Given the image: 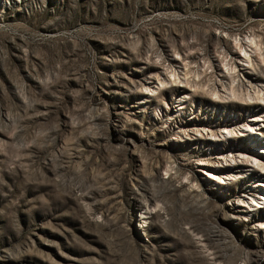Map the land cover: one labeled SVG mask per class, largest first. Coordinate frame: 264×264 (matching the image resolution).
Listing matches in <instances>:
<instances>
[{
    "label": "rangeland",
    "instance_id": "rangeland-1",
    "mask_svg": "<svg viewBox=\"0 0 264 264\" xmlns=\"http://www.w3.org/2000/svg\"><path fill=\"white\" fill-rule=\"evenodd\" d=\"M263 149L264 0H0V264H264Z\"/></svg>",
    "mask_w": 264,
    "mask_h": 264
},
{
    "label": "bare ground",
    "instance_id": "bare-ground-1",
    "mask_svg": "<svg viewBox=\"0 0 264 264\" xmlns=\"http://www.w3.org/2000/svg\"><path fill=\"white\" fill-rule=\"evenodd\" d=\"M247 61H248V60H247ZM249 61H251V60H249ZM252 74L255 75L256 73H255V72H254V73L252 72ZM230 77H231V79H232L233 82H234V80H235L234 78L236 77V75H235V74H230ZM250 78L256 80V79H257V76L250 75ZM249 81H250V80H249ZM233 82H232V86H231V88H232L233 91L236 92L235 87L233 86ZM250 85L252 86V84H250ZM241 134H243V132H242ZM263 151H264V149L262 150V152H263Z\"/></svg>",
    "mask_w": 264,
    "mask_h": 264
}]
</instances>
